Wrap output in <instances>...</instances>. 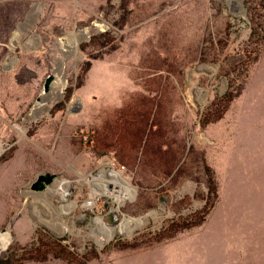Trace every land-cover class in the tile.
Segmentation results:
<instances>
[{"label":"rangeland","instance_id":"rangeland-1","mask_svg":"<svg viewBox=\"0 0 264 264\" xmlns=\"http://www.w3.org/2000/svg\"><path fill=\"white\" fill-rule=\"evenodd\" d=\"M39 2L38 48L23 52L24 36L11 51L14 29ZM225 8V0H0V231L8 234L0 259L30 247L39 229L53 236L47 224L62 219L73 229L59 237L69 250L98 254L84 264H264V0H237L232 15ZM202 64L215 73L192 70ZM228 88L222 118L202 126ZM34 102L40 110L29 116ZM206 166L213 207L198 226L157 240L204 207ZM103 169L121 178L117 201L110 181L100 179L111 196L94 186ZM45 173L58 178L30 191ZM62 191L75 204L69 212L55 208L66 204ZM40 193L54 208L34 202Z\"/></svg>","mask_w":264,"mask_h":264},{"label":"trees","instance_id":"trees-1","mask_svg":"<svg viewBox=\"0 0 264 264\" xmlns=\"http://www.w3.org/2000/svg\"><path fill=\"white\" fill-rule=\"evenodd\" d=\"M89 67L87 63L86 68ZM85 68V70H86ZM228 80V86L232 85L231 81ZM230 88V87H229ZM224 94L220 102L224 103V107L218 110L215 115L206 114L204 116L201 125L204 126L208 123L216 122L222 118V115L229 103L233 100L234 96L231 90ZM206 177H207V186H208V198L204 207L196 212L188 220H180L172 222L166 230L158 235L157 240H164L174 236L176 233L183 230L190 229L192 227L198 226L205 219L208 212L211 210L217 198V188L216 183L213 177L212 171L205 167ZM65 239L54 238L47 233H43L41 229L37 232L36 241L32 243L30 247H23L21 252L9 253L5 258L0 259V264H26L27 262H45L48 259H60L68 264H84L87 261L97 258L98 254L95 250H92L90 254H83L78 256L73 251L69 250L68 245L63 244L62 242ZM137 244L134 243H121L120 248H132ZM89 255V256H88Z\"/></svg>","mask_w":264,"mask_h":264},{"label":"bare ground","instance_id":"bare-ground-1","mask_svg":"<svg viewBox=\"0 0 264 264\" xmlns=\"http://www.w3.org/2000/svg\"><path fill=\"white\" fill-rule=\"evenodd\" d=\"M237 0H225V3H226V12L227 14H230L232 15L234 13V5H235V2ZM38 9V6L35 5L31 11L30 14L26 15V18L21 22L20 25H18L15 29H14V35H13V38L11 40V44H10V50L11 51H14L16 48L18 47H21L22 44L26 45V46H32L35 44L36 42V39L31 35L32 33V19H33V15L34 13L37 11ZM246 11V10H245ZM26 36V39L21 43V46H18L20 41L22 40V38ZM9 45V43H8ZM18 46V47H17ZM215 68L216 66L215 65H207V64H203L201 66L198 67V72L200 74H206V75H209L210 77L215 73ZM192 89V87H191ZM196 89V88H195ZM198 89V88H197ZM196 96L194 97V99L197 101L198 105H199V108L202 109V107L204 106L205 104V100H206V94L207 93H203L200 89L199 90H196ZM205 92V91H204ZM193 94V91L191 92V95ZM39 100H40V97H38ZM38 100V101H39ZM37 101V100H36ZM35 101V102H36ZM35 102H34V105H35ZM35 110L36 112L32 113L30 116L32 115H36L38 113V111L40 110V107L36 106L35 107ZM101 178H104L105 180H108L110 181L111 183H113V188L114 191H113V196L109 195L110 194V191L112 189V187H110L108 184H103L100 182V179ZM122 182H121V178L118 174H116L115 171L111 170V169H103L101 172H100V175H98L95 179H94V186L97 187V188H100L103 193H105L106 195L108 196H111V198L113 200H119L122 196H123V192L121 190H117L116 187H120V186H117V185H121ZM63 184H60L58 183L56 186H52L53 190H49L51 194H54V192L57 190V189H61L63 186ZM116 186V187H115ZM29 193H32V192H29ZM48 195V194H47ZM45 195V194H38L35 198H34V202L35 201H41L43 202L48 208L52 209L54 208V205L50 202L48 196ZM69 192H65V191H62V194H61V199H63V201L66 202L65 205L61 206L60 208H57L55 207L57 210L61 209V211L63 212H69L71 210L74 209V203H69ZM42 203V204H43ZM60 211V210H59ZM114 215H116V212L113 213ZM60 218H62V216L60 215ZM157 219V217H155V220ZM140 220V219H138ZM113 221L115 223V219L113 218ZM113 223V224H114ZM112 224V225H113ZM52 230L54 233L60 235V236H63V234L65 233H70V232H73V229L71 228H68L66 223L62 220V219H59L58 222H55L53 224H47ZM112 225H107V226H112ZM120 225L122 227H126V224L124 222H121ZM8 236L7 234V231H0V245L2 244V241ZM107 236H105V239H98V246H102L103 243L107 240ZM2 253V250L0 249V254Z\"/></svg>","mask_w":264,"mask_h":264},{"label":"water","instance_id":"water-1","mask_svg":"<svg viewBox=\"0 0 264 264\" xmlns=\"http://www.w3.org/2000/svg\"><path fill=\"white\" fill-rule=\"evenodd\" d=\"M35 5L38 6V9H37V11L34 13V15H33V19H32V27H31V29H32V33H31L30 36H32V37H34V38L36 39V43H35L34 45H32V46H26V45L22 44V46L20 47V49H21L23 52H31V51H35V50L38 48L39 44H40V37H39V35L36 33L35 29H36V21H37V18H38V16H39V13H40L41 9H42L43 6H44V3H43V2H39V3H36V4L32 5V6L30 7V9H29L27 15L31 13V11H32V9H33V7H34ZM241 6L243 7L244 10H246V9L244 8L243 2L241 3ZM20 24H21V22H20L18 25H20ZM18 25H17V26H18ZM96 32H98V31H96ZM88 39H89V37H87V39H85L84 41H87ZM80 57H81V56L79 55V58H80ZM7 60L10 62V61H15L16 59L8 56V57H7ZM202 65H203V64H202ZM200 66H201V65H200ZM198 67H199V66H196V67H194L192 70L195 71V72H198ZM1 70H2V71H6V70H8V65H7V64H3V65L1 66ZM52 80H53V76H52V75H48V76L46 77V79H45V81H44V85H43V89H44V91H47V90H48L49 85H50V83H51ZM221 88H222V89H221V93H222V92L225 90V88H226V81H225V79H222V87H221ZM62 98H63V97H61V98L59 99V102L62 100ZM38 100H39V98L37 99V101H38ZM47 111H48V110H47ZM33 112H34V113L36 112V110H35V108H34V104H33L32 108H31V109L29 110V112H28L29 116H30ZM37 117H38V116H37ZM26 118H27V116L25 117L24 120H26ZM36 119H37V118H35V121H37ZM32 122H34L33 119H30V123H32ZM57 178H58V174H53V173H45V174H42V175H38L36 181H34V182L30 185L29 190H30V191L32 190V191H35V192H41V191L47 190V187L50 186V185L54 182V180L57 179ZM105 219L108 220L109 222L113 221V214H112V212H108V213L105 215ZM37 223H38V225H41V226H42L41 223H39V222H37ZM1 231H5V229H3V230H1ZM51 233H52V235H53L54 237H57V238L61 237L60 235L54 233L53 231H51Z\"/></svg>","mask_w":264,"mask_h":264}]
</instances>
